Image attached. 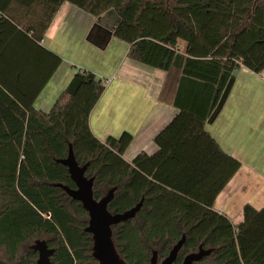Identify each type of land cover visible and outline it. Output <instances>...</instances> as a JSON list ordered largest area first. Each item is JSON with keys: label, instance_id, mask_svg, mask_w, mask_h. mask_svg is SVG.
Returning a JSON list of instances; mask_svg holds the SVG:
<instances>
[{"label": "trees", "instance_id": "trees-1", "mask_svg": "<svg viewBox=\"0 0 264 264\" xmlns=\"http://www.w3.org/2000/svg\"><path fill=\"white\" fill-rule=\"evenodd\" d=\"M64 2L97 17L114 10L120 21L113 34L130 45L129 58L179 70V113L156 135L153 154L129 161L131 133L105 141L94 134L90 116L106 80L88 69H76L50 111L35 108L63 62L42 42ZM242 65L264 71V0H0V247L8 261L35 264L38 254L26 245L48 234L56 237L52 264L95 262L87 211L53 185L76 186L57 162L72 144L79 164L89 162L86 175L95 176V198L117 187L111 212L144 200L133 219L113 226L129 264H149L154 247L165 258L183 235L177 264L202 242L214 252L196 264H264V208L246 204L234 224L214 207L241 162L206 121Z\"/></svg>", "mask_w": 264, "mask_h": 264}, {"label": "crops", "instance_id": "crops-1", "mask_svg": "<svg viewBox=\"0 0 264 264\" xmlns=\"http://www.w3.org/2000/svg\"><path fill=\"white\" fill-rule=\"evenodd\" d=\"M103 16H94L69 2L61 5L42 44L63 62L34 106L50 111L77 68L94 72L106 80V89L91 113V128L102 141L125 131L131 133L133 141L124 157L132 161L142 151H157L156 135L179 113L173 100L180 72L129 58L130 45L114 36L112 19ZM180 46L185 53L186 43L180 41ZM206 129L226 153L241 162L214 206L238 224L246 204L264 208V71L256 73L240 66L207 119Z\"/></svg>", "mask_w": 264, "mask_h": 264}, {"label": "water", "instance_id": "water-1", "mask_svg": "<svg viewBox=\"0 0 264 264\" xmlns=\"http://www.w3.org/2000/svg\"><path fill=\"white\" fill-rule=\"evenodd\" d=\"M103 17H110L113 21L111 28L114 29L120 17L114 12L109 10ZM103 17H99V21H103ZM237 74V70L232 73V76ZM57 162L67 166L70 178L75 183L72 188L63 183H54V186L63 189L67 195L75 201L80 202L82 207L88 213L87 225L84 231L90 233L92 236V251L91 256L95 262L93 264H129V262L119 252L113 237V226L133 219L143 206L144 200L142 199L134 207L124 212H111L109 204L115 197L117 187L111 188L108 193L100 199L94 196V183L95 176H87L86 171L89 162L80 165L76 159L73 151L72 144L69 145V152L65 158L57 159ZM186 241V236L183 235L173 247L170 249L168 255L159 261L158 251L153 250L152 257L149 264H175ZM38 252L36 264H52L51 257L54 255L56 249L50 248L45 239H38L35 244L31 246ZM214 248L204 249L203 245L200 246L199 251L187 254L181 264H196L205 256L210 255ZM0 264H11L9 261L0 259Z\"/></svg>", "mask_w": 264, "mask_h": 264}, {"label": "rangeland", "instance_id": "rangeland-1", "mask_svg": "<svg viewBox=\"0 0 264 264\" xmlns=\"http://www.w3.org/2000/svg\"><path fill=\"white\" fill-rule=\"evenodd\" d=\"M174 1V0H173ZM126 159V158H125ZM69 208L71 209V207L69 206ZM36 238H40V239H49L52 238V235H48V234H42ZM34 243V239L31 240L27 245H26V249L32 245ZM158 248V247H157ZM156 250V247L153 248V250ZM0 259H4L6 261H8V254L6 252V249L4 247H0ZM159 261H161V259H159ZM13 264V263H12Z\"/></svg>", "mask_w": 264, "mask_h": 264}, {"label": "flooded vegetation", "instance_id": "flooded-vegetation-1", "mask_svg": "<svg viewBox=\"0 0 264 264\" xmlns=\"http://www.w3.org/2000/svg\"><path fill=\"white\" fill-rule=\"evenodd\" d=\"M55 238H56L55 236H52V238L45 239V240L48 242V245H49L50 248H55V249H56V246H55V245L53 244V242H52V240L55 239ZM38 239H40V238H35L33 244H35L36 241H37ZM185 242H186V241H185ZM33 244H32V245H33ZM184 244H185V243H184ZM32 245L29 246L30 249H31V246H32ZM201 245H203V248H204V249H210V248H211V247H209V246H206V245L204 244V242H202V243L199 245V247H198V249H197L196 251H199V250H200V246H201ZM172 247H173V246H172ZM172 247H171V248H172ZM183 247H184V245H183ZM183 247H182V249H183ZM182 249L180 250L179 255L181 254ZM31 250L37 252L35 249H31ZM192 252H195V251H192ZM213 252H214V251H213ZM189 253H191V252H189ZM189 253H187V254H189ZM37 254H38V252H37ZM187 254H185V256H186ZM179 255H178V256H179ZM185 256H184V257H185ZM207 256H208V255H207ZM37 257H38V256H37ZM52 257H53V256H52ZM52 257H51V258H52ZM177 259H178V258H177ZM183 259H184V258H183ZM161 260H162V259H161ZM182 261H183V260H182ZM176 262H177V261H176ZM35 264H36V262H35ZM175 264H177V263H175ZM180 264H181V263H180Z\"/></svg>", "mask_w": 264, "mask_h": 264}]
</instances>
